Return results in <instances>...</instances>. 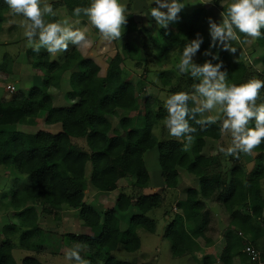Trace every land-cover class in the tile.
<instances>
[{"label":"trees","instance_id":"obj_1","mask_svg":"<svg viewBox=\"0 0 264 264\" xmlns=\"http://www.w3.org/2000/svg\"><path fill=\"white\" fill-rule=\"evenodd\" d=\"M90 4V0H59L51 5L53 8L65 7L67 11L74 13L76 7H88ZM227 8L224 7L223 11L226 12ZM7 11L9 13L10 8L5 0H0V26ZM200 13V10L191 14L180 13L178 21L170 23L171 27L160 30L158 39L149 37V29H139L133 15L127 14L128 23L124 34L138 32L143 39L142 48L145 55L161 61L174 47L193 37L197 31ZM236 31L241 41L248 38ZM261 31L264 33V29ZM256 43L264 50V35L256 39ZM48 55L47 52L39 54L35 62L37 71L44 72L42 87L31 88L27 94L18 93L8 100L0 99V166L13 167L18 175H24L27 179L26 183L17 185L19 188L12 192L10 207L20 210L27 204H47L49 208L43 206L42 211L51 212L62 207L77 210L90 234L71 237L87 244L91 252L88 259H91L93 264H98L100 260L102 264H136L117 260L110 254L120 244L115 210L101 211L86 204L83 185L98 191H113L117 188V182L129 175V170L134 177V186L146 187L149 175L143 155L154 147L157 149L164 183H175L178 175L176 166L182 156L185 141L183 138L159 143L154 140L152 112L147 102L140 127H136L134 120L129 117L120 119L119 128L112 127L108 115H114L116 109L136 110L135 88L133 84L122 80V59L118 54L112 60L116 88L112 95L99 100L92 98L93 89L99 81V67L92 60L83 58L76 50L66 53L60 64L50 61ZM219 56L224 62L222 70L226 69L228 72L227 82L233 84L238 67L228 64L225 55ZM212 62L215 64L220 61ZM261 64V74L264 76V57ZM73 68L75 70L70 75L72 90L69 97L71 100L78 99V102L69 107L55 108L47 90L51 86L56 87L57 80L64 70ZM189 103L190 106H195ZM41 112L45 113L44 123L59 124L60 131L24 133L19 130L22 119L34 118ZM197 119H200L199 116ZM190 123L197 129L192 135L198 151L204 147L206 138L218 139L221 135L216 125L201 128L193 121ZM74 139H83L85 148L75 145ZM263 150L264 143L256 148L259 153ZM212 160L216 162L217 159ZM263 162V154L260 153L254 169L249 172H245L240 165H235L226 173H222L216 170L217 166L219 169L218 161L211 171L202 172L199 187L188 189L185 198L177 202L176 207L180 212L174 215L164 231V237L171 242L174 256L179 257L186 253L192 237H204L209 221L207 214L203 212V200L211 197H216L222 202L225 210L230 213V229L224 235L225 246L220 256L223 264H236L238 258H242L241 249L246 240L238 236V230L245 231L248 242L264 249V235L259 229L260 222L256 221V218L262 219L264 211L260 185V180L264 177ZM88 164L91 171L86 178ZM83 181L85 183L80 186L79 183ZM159 199L157 194L137 198L136 206L140 214L131 217L126 234H123L121 245L125 251L135 252L139 249L137 229L154 232L155 223L145 214L158 205ZM130 205V197L120 194L116 209L126 211ZM238 207L249 208L251 214L243 213ZM34 208L32 205L20 216L30 228L35 227L38 215ZM11 251L9 242L0 244V264H16ZM210 262L211 260H207L204 263ZM21 264L41 263L34 257H26L22 259Z\"/></svg>","mask_w":264,"mask_h":264},{"label":"rangeland","instance_id":"obj_2","mask_svg":"<svg viewBox=\"0 0 264 264\" xmlns=\"http://www.w3.org/2000/svg\"><path fill=\"white\" fill-rule=\"evenodd\" d=\"M53 1L54 0H46V2L49 4L55 3ZM149 1L151 2L150 4H153V0ZM125 2L126 0H121V3L125 4ZM138 2L142 1L139 0ZM182 2H184L186 5L181 11L182 14H191L197 10L201 11L197 25V31L188 41H182L180 45L174 47L161 61L145 55L142 48V36H137L140 39L141 47L129 46L130 50L127 52V55L132 57L131 61H134L135 63H129L126 66L123 65V69L120 64L122 80L133 84L135 88L136 110L123 111L121 109H116L114 115H108V120L114 129L119 128V121L122 117L132 118L135 122V126L140 127L142 125L141 118L145 114V103L147 102L149 104V109L152 112V134L154 140L157 143L167 140H181L180 138L171 136L168 129L164 125V119L167 116L165 100L170 95L181 91L191 94L194 92V84L199 83L198 80H194L190 77V75L181 74L177 67L185 45L192 39H195L197 33H200L204 38V42L201 45L200 50L193 58L197 64L202 65L205 61L210 60L211 55H205L206 51H210L212 54L219 53L226 56V62L228 64L238 67V71L233 78L234 84L247 82L251 78L264 80V76L261 74V63L264 57V50H262V47L257 45L256 40L248 37L245 40L247 42L241 40L237 41V46L233 42L232 46L237 48V52L235 54H232L229 51H224L218 42L217 45L213 47L212 38L209 34V17H206V15L204 16V8L200 7V4L197 0H182ZM232 2L233 0H204V3L209 4L207 5L209 9H206V11L209 12L208 15H213V10L220 14V10L226 6L228 7ZM142 5L144 4L142 3ZM55 16L56 17L54 18H58L57 20L61 19V14L56 13ZM3 17L4 22L0 26V96L6 97L1 100H8L18 93L27 94L31 88L43 86L44 72L37 71L35 62L39 54L44 53L46 50L41 49L39 54L31 50L32 48L28 46L27 38L24 35L25 29L23 27L19 28V23L15 22V18L18 17L13 16L11 14V10L9 13L8 11L5 12ZM54 18L52 19V22L56 21ZM161 29L162 28H157V31L154 32L151 30L149 37L158 39ZM123 39L124 38H122L120 42H117L118 40L113 41V43L110 42L108 46H106L101 40L98 42L99 45H103L104 47L106 46V48L101 51V55L99 56V70L102 69V71L100 73L101 75H98V77H101L99 78V81L95 85L92 92L93 100H99L112 95L116 88V83L114 81L115 67L112 64L113 59L111 57H113L115 53L114 51L119 49V46L122 45V42H124ZM69 50L68 52H70ZM94 50L99 52L96 46ZM48 56L50 61H55L60 64L63 62L65 54L63 53L61 55L58 53L55 56H51L49 54ZM109 60L111 61V68L109 67ZM106 64L108 67L105 72L104 69L106 68ZM74 70L75 68L71 70H64L61 73L60 78L57 80L56 87L51 86L48 89L51 91L47 90L48 95H50L51 104L53 107H69L78 102V99L71 100L69 97V94L72 90L70 85V75ZM10 85H12L16 90L13 94L6 92L8 86ZM261 103H264V89L261 90L260 97L257 100L258 105ZM203 115L204 117L210 115L216 116L217 122L215 125H218L219 129L221 128L222 120L224 119L223 113L213 110L211 112H205ZM44 117L45 113L41 112L34 118L22 119L19 124V130L24 133H36L38 131L56 133L60 131L59 124L47 125L44 123ZM199 118L201 119L203 117L199 116ZM250 123L251 124L249 125L252 127L255 122L251 121ZM225 136L228 139L231 138L230 133H226ZM73 142L75 145H78L82 148H85L86 146L83 139H74ZM213 146L209 148V152L213 153ZM226 146L228 147L229 145L227 144ZM226 146L223 147L227 148ZM156 152L157 149L155 147L151 148V150H149L147 153L148 158L147 155L145 157V162L150 172L151 186L162 187L163 180L160 175L156 173V170L159 171L158 168H160L158 162H156ZM151 153L154 155L153 158H150ZM260 153L263 154L264 158V150ZM260 153L254 149L253 154L250 156L241 153L239 158H236L235 156L229 157L233 163L242 166L244 165L243 168L249 172L254 169L256 158ZM185 154L186 153L184 150L179 164L180 167L183 168L187 164ZM217 161L218 159L215 162L213 160H207V158L199 160L197 161L198 164L194 165L193 168H195L196 174L200 172L199 169H202L203 171H211L216 166ZM216 170H219L218 166L216 167ZM228 170H230V168ZM90 171L91 167L88 164L86 168L87 176H89ZM128 172L129 175L126 176L127 180L124 181L125 183L120 185V188L125 189V193L134 199L136 195L130 191H127L130 188V185L133 187L132 181L134 179L132 173H130L129 170ZM25 181L27 182L25 176L18 175L17 171L13 167L0 166V244L8 242L11 244V254L16 264H21L22 259L26 257H34L43 264H76L75 260H69L66 258V253L78 244L82 247V251L80 252L82 258L89 260L85 257V255L91 254L87 244L79 242L71 237V235L74 234H90L89 228L84 226L77 210L74 211L68 207H62L59 210H52L51 212L42 211L43 206L45 208H49L47 204H44L43 206L27 204L24 209H20L19 211L10 207L9 203L12 192L19 188L17 185L21 186L23 183H26ZM84 181L80 182L79 185L81 186L83 183H85ZM260 185L261 192H263L264 197V177L260 180ZM83 186L85 193L84 201L86 203L88 198H96V194H94L95 192H92L91 190L88 192L86 184ZM190 186L196 187L197 184L193 183V185ZM119 193L120 192L117 188L112 192L114 202L116 201ZM109 200V202H112V199ZM88 204L96 209L100 207V204L97 202H93L92 204L88 202ZM216 204L218 205L215 209L216 215H209V227L206 235L212 240L209 245H211V243L213 244L210 252H212V254L215 256L216 262L222 264L219 259L225 246L224 235L230 229V213L226 212L222 203ZM32 205L35 207L34 210L38 215L36 218L35 227L30 228L21 220L20 216L24 210H29ZM98 210H100V208ZM101 211L103 210L101 209ZM133 213H137V209L135 207H131L127 212L124 213L118 212L120 219L119 221H121V225L119 224L120 230L126 229L129 216ZM147 216L156 220L155 231L153 234H150L144 230H140L138 235L141 237L142 246L145 250L148 247H151L152 249L150 251L153 253L154 247L157 245L159 246L160 250L162 251V256L159 258V260L157 262L149 260L151 259V253L146 256V259L143 258L138 252H132L127 255V252L122 247L119 251L114 252L115 258L138 263L149 262L151 264H188L187 258H176L166 256L165 254L166 252L168 253L170 242L167 239L162 240L161 234L163 233L164 227L166 226L165 222H167V220L159 219L156 210L148 212ZM256 221L258 223L260 222L259 219H256ZM260 232L262 231L260 230ZM41 233L43 234L41 235ZM247 240L249 241L248 237ZM25 247L28 249L25 250ZM42 254L48 256L43 259ZM89 261L91 264H93L91 259ZM98 264H102V261L100 260Z\"/></svg>","mask_w":264,"mask_h":264},{"label":"clouds","instance_id":"obj_3","mask_svg":"<svg viewBox=\"0 0 264 264\" xmlns=\"http://www.w3.org/2000/svg\"><path fill=\"white\" fill-rule=\"evenodd\" d=\"M13 16H22L20 26L25 29L28 46L37 54L41 49L50 55L67 52L69 44L81 47L88 43L87 28L79 27V20L71 23L69 18L47 22L46 16H55L53 6L46 0H5ZM156 7H152L151 16L159 28H168L170 23L178 21L179 14L185 8L182 0H153ZM74 15L86 16L92 26L98 29L103 40L112 42L122 39L128 23L127 5L121 0H91L88 7H76ZM222 20L217 23L208 18L209 34L212 46L217 42L224 51L232 54L237 48L232 46L233 41H239L237 35L243 33L253 40L264 35V0H233L226 12L220 13ZM204 38L200 33L188 42L182 52L178 69L181 74L190 75L199 83L194 84V92H177L165 100L167 116L164 125L169 134L176 138H183L185 150L193 142V133L197 129L190 121L206 128L217 122L216 116L204 117L205 112L217 110L223 113L221 134L230 133L231 144L227 148L218 146V151L226 156L239 158L241 153L252 155L253 150L264 143V103L257 104L261 90L264 89V80L251 78L240 84L227 82L228 72L222 70L224 62L219 53L213 55L206 51L205 55H212V60L202 65L194 61V57L201 48ZM247 42V41H245ZM193 106H190V103ZM197 116L203 118L197 119ZM251 121L254 126L249 127ZM81 245H76L66 253V258L75 260L76 264H91L82 258Z\"/></svg>","mask_w":264,"mask_h":264},{"label":"crops","instance_id":"obj_4","mask_svg":"<svg viewBox=\"0 0 264 264\" xmlns=\"http://www.w3.org/2000/svg\"><path fill=\"white\" fill-rule=\"evenodd\" d=\"M57 1H59V0H54L53 2H57ZM138 1L139 0H126V2H125V4L127 5L126 15L127 14H132L133 15L134 22L137 24L139 29L146 28V29H149L150 32H151V30L153 32L157 31L156 29L159 28V27L157 26L155 20L151 16V9H152V7H155V3L150 4L151 2L149 0H140L142 2H138ZM197 1L199 2L200 7L204 8V12H203L204 16L206 15V17H211L217 23H219L222 20L221 15L218 14L214 10L212 11L213 15H211V14L208 15L209 12L206 11V9H209L207 7V5H209V4L204 3V0H197ZM142 3L144 5H142ZM53 10H54L55 13L61 14V19L60 20H62L64 18H69L71 23H74L75 21L79 20L80 23H79L78 26L81 27V28H84V27L87 28V37L86 38L88 40V43L86 45L81 46V47H77V46L72 45L70 43L68 50L69 49H70L69 51L76 50L83 58L92 60L99 67L100 66V64H99V59H100L99 56L101 55V51L104 50L106 48V46L109 45L110 42L103 40V38H102L101 34L99 33V31H97V29L94 26L91 27V24H90L88 18L86 16H84L83 14H81L80 17H76L74 15V13L67 11L65 7H61V6L55 8ZM221 12H223V9L220 10V13ZM17 17L18 18H15V22L19 23V28H21L20 21L23 20L24 18L22 16H17ZM54 17H56V16H52V17L51 16H46L45 19H46L47 22H50V21L52 22L53 21L52 19ZM54 19H56V18H54ZM168 27H171V25L169 24ZM138 35H139L138 32H131V33H128V34H124L122 36V38H124L123 39L124 42H122V45L119 46V49L114 51L115 53H114L113 57H111L113 59L117 54L121 57V59H122V63H121L122 69H123V65L126 66L129 63L130 64L135 63L134 61H131V57H130V55H127V52H129V50H130L129 46L130 47H133V46L141 47L140 39L137 37ZM139 36H141V35H139ZM136 37L138 38V40H137ZM100 40L104 42V44L106 45L105 47L103 45H99L98 44V42ZM121 40L122 39L118 40L117 42H120ZM233 42L237 46V41H233ZM112 43H113V41H112ZM95 46L97 47V50L99 52H96L94 50ZM45 52H47V51H45ZM67 52H62L60 54L61 55L63 53L66 54ZM110 60H109V63H110L109 67L111 68L112 65H111V61ZM107 67H108V65L106 64V68L104 69L105 72H106ZM99 69H100V67H99ZM101 71H102V69L99 70L98 75H101L100 74ZM10 86H12V85H10ZM15 91L16 90H14V92ZM48 91H51V90H48ZM55 91H57V90H55ZM6 92L9 93L8 92V88H7ZM4 98H6V97L5 96H0V99H4ZM212 125H215V124H212ZM216 126H218V125H216ZM249 127H251V125H249ZM207 139H210V138H206L205 139L206 143H205L204 147L201 149V151L197 150L196 145H195L194 142H192L188 146V148L186 150L184 148V145L182 146V156H183V151L185 150V153H186L185 156H186V163L187 164H186V166L184 168L180 167L179 164H180L181 158L178 160L177 166H176L178 175H177V181L175 183L168 184V185L165 184L163 176H162V173H161V169L157 167L159 169V171L156 170V173L158 175H160V177L163 180V186L162 187H160V186L152 187L151 186L150 172H149V169L147 168V165H146V162H145V157H146L148 151L151 150V149L146 151L144 153V155H143V160H144V164H145L146 170H147L148 175H149L148 184L144 188H138V187L134 186V179L132 178L133 179V181H132V186L133 187H131V185H130V188L127 191H130L131 193L135 194L136 197L134 199H132L130 197L131 205L126 211H118L116 209V203H117V199H118L120 194H123V195L129 197V195H127L125 193L126 192L125 189L120 188V185L122 183H125L124 181L127 180V177L122 178V179H120L117 182V185H118L117 189L119 190L120 193H119V195H118V197H117L115 202H114V197H113V194H112V192L114 190L113 191H109V192H103V191H98V190H94V189H92L90 187H87L88 192H90V190L92 192H95L94 194H96V198H91V199L88 198L86 204H88V202L91 203V204L93 202H97V203L100 204L99 205L100 206L99 207L100 210L101 209L102 210H107V209L115 210V215L117 217V230H118V233H119L118 241H119L120 244L118 245V247L114 251H112L110 253L114 258H115V253L114 252L115 251H119L121 249V247H122V245H121L122 242H123L122 241V236L127 231L128 227H129V220L131 219L132 216L140 214V211L138 210V208L136 206V201H137L138 197L146 196V195H154V194H157L159 196L160 199H159L158 205L156 207L152 208L150 211L156 210L157 211V216H158L159 219L167 220V222H165L166 226L164 227L163 233L161 234L162 240H164V239H166L164 237V231H165L166 227L172 221L174 215L176 213L180 212L177 209V207H176L177 202L179 200H183L185 198V195H186L185 192L188 189H197L199 187V177L203 175L202 174L203 170L199 169L200 172L198 174H196L195 168H193V166L198 164L197 161L203 160V159H206V158H207V160L218 159V162H220L218 171H221L222 173L228 171V169L230 167H233V166L237 165V164L233 163L230 160L229 156H226L224 153L218 151V146L223 147V146H226L227 144L230 146L231 138L228 139L225 136V134H221L218 139H210V140H207ZM212 146L214 148L213 149V153L209 152V148L212 147ZM194 150H195V152H194ZM153 157H154V155H153V153H151L150 154V158H153ZM147 158H148V155H147ZM156 158H157L156 162H158V153L157 152H156ZM158 164H159V162H158ZM240 166L243 168L244 165L243 166L240 165ZM159 167H160V165H159ZM243 169H244L245 172H248V170L246 171L245 168H243ZM87 178H88V176H87ZM193 183H196L197 186L196 187L190 186V185H193ZM126 185H128V184H126ZM147 188H148V190H147ZM261 194H262V197H263V192H261ZM109 199H112V202H109L110 201ZM203 203H204V206H205L203 212L205 214H207L208 221H209V215L210 214H212L214 216L216 215L215 209L218 206L216 203H222V202L218 201V199L216 197H211L209 199H204ZM131 207H135L137 209V213L131 214L129 216L128 225H127L126 229L125 230H120L119 224L121 225V221H119L120 219H119V216H118V212H122V213L127 212ZM99 208H97V209H99ZM237 209L241 210L243 213L245 212V213L251 214V210L249 208L238 207ZM17 211H19V210H17ZM68 211H73V210H68ZM74 211H76V210H74ZM150 211H148V212H150ZM147 213L145 214V216L148 217L149 219L153 220L154 223H155V227H156V220L154 218H151V217L147 216ZM39 215H40V213H39ZM208 227H209V225H208ZM140 230L146 231L145 229H142V228H139V229L136 230V234H137V236L139 237V240H140V247L135 252L136 253L138 252L145 259H146V256H148V254L151 253V255H150L151 259H149V260H152L153 262H157L159 260V258L162 256V251L160 250L158 245L154 247L153 253L150 251L152 249L151 247L150 248L148 247L145 250L143 248V246H142L141 237L138 235V232ZM154 231H155V229H154ZM146 232H148V231H146ZM206 232L204 233V237H202V236H194V237H192V240L189 242V245H188V250L186 251V253L184 255L179 256V257L187 258L188 264H205L204 262H206L207 260H211V262L210 263H206V264H221V263L216 262L215 256L212 254V252H210L213 244L211 243V245H209V243L212 240L210 238H208V236L206 235ZM148 233L153 234L151 232H148ZM42 234L43 233H41V235ZM74 235H77V234H74ZM161 236H159V237H161ZM218 242H219V239H218ZM27 249L28 248L25 247V250H27ZM130 253H132V252H127V255L130 254ZM165 254H166V256L179 258V257L173 255L171 242L169 244L168 253L166 252ZM42 256H43V259H44L48 255L42 254ZM85 257L88 258V255H85ZM117 260H119V259H117ZM121 261H125V260H121ZM126 261H129V260H126ZM39 262L41 264H43L41 261H39ZM130 262H133V261H130ZM134 263H136V264H151L149 262H142V263L141 262L140 263L134 262ZM231 264H235V262L231 263Z\"/></svg>","mask_w":264,"mask_h":264},{"label":"built area","instance_id":"obj_5","mask_svg":"<svg viewBox=\"0 0 264 264\" xmlns=\"http://www.w3.org/2000/svg\"><path fill=\"white\" fill-rule=\"evenodd\" d=\"M15 88L13 86L8 87L9 93H14ZM263 217L260 221V230L264 235V212ZM237 234L242 239L246 240L241 249L242 258H238L236 264H264V249H259L255 247L252 243L248 242L247 235L244 230H238Z\"/></svg>","mask_w":264,"mask_h":264}]
</instances>
